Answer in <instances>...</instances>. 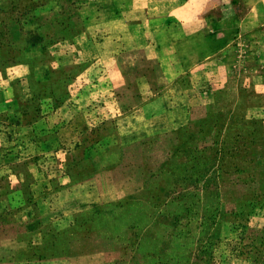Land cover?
Segmentation results:
<instances>
[{
    "label": "rangeland",
    "instance_id": "374dc122",
    "mask_svg": "<svg viewBox=\"0 0 264 264\" xmlns=\"http://www.w3.org/2000/svg\"><path fill=\"white\" fill-rule=\"evenodd\" d=\"M144 1L0 0V264H264V0Z\"/></svg>",
    "mask_w": 264,
    "mask_h": 264
},
{
    "label": "crops",
    "instance_id": "0c3cea01",
    "mask_svg": "<svg viewBox=\"0 0 264 264\" xmlns=\"http://www.w3.org/2000/svg\"><path fill=\"white\" fill-rule=\"evenodd\" d=\"M149 2V0L144 1V9L143 7L141 8V11L144 12H149V11H153L152 9H155V7L157 6L156 4H153V7H148L151 5H146L145 2ZM225 1V0H222ZM221 0H181L179 3L175 4L174 6H171L166 12H163L164 14L168 15L169 17H172L175 21L180 22L181 24H185L187 27H191L192 29H194V25H195V20L199 19V17L202 14H205L207 12H209V10H211V8H213L214 6L217 5V3H220ZM256 3V2H255ZM260 10V11H259ZM249 15L251 18V25H256L257 24V19L259 18V15H262L263 9L262 7L259 8L258 6L252 5L250 6L249 9ZM151 15H154L151 14ZM156 16V15H155ZM155 16H149L150 20H153V18H155ZM148 19V20H149ZM147 21V20H146ZM149 22V21H148ZM143 23V22H142ZM145 23H143L142 25H144ZM146 26V25H145ZM153 26L155 27L156 24H153ZM241 26V24H240ZM146 44H155L156 41L154 40V36L153 39L151 41H146ZM174 44V41H173ZM153 46V45H152ZM175 76H177V74H174ZM173 92H176L177 90V83L175 81H173ZM147 105V104H145Z\"/></svg>",
    "mask_w": 264,
    "mask_h": 264
}]
</instances>
